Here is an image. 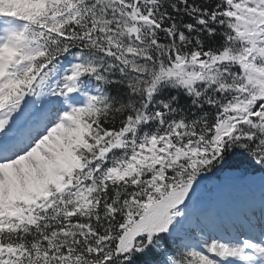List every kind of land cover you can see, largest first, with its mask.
Segmentation results:
<instances>
[{"label": "snow or ice", "instance_id": "6c2138e0", "mask_svg": "<svg viewBox=\"0 0 264 264\" xmlns=\"http://www.w3.org/2000/svg\"><path fill=\"white\" fill-rule=\"evenodd\" d=\"M0 264H264V0H0Z\"/></svg>", "mask_w": 264, "mask_h": 264}, {"label": "bare ground", "instance_id": "6f19581e", "mask_svg": "<svg viewBox=\"0 0 264 264\" xmlns=\"http://www.w3.org/2000/svg\"><path fill=\"white\" fill-rule=\"evenodd\" d=\"M241 191H243V189H241Z\"/></svg>", "mask_w": 264, "mask_h": 264}]
</instances>
